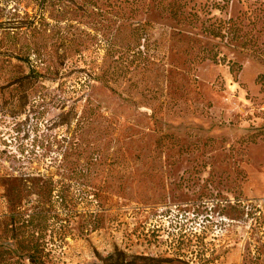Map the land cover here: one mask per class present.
Segmentation results:
<instances>
[{"label":"rangeland","instance_id":"1","mask_svg":"<svg viewBox=\"0 0 264 264\" xmlns=\"http://www.w3.org/2000/svg\"><path fill=\"white\" fill-rule=\"evenodd\" d=\"M114 250L264 264V0H0V264Z\"/></svg>","mask_w":264,"mask_h":264},{"label":"trees","instance_id":"2","mask_svg":"<svg viewBox=\"0 0 264 264\" xmlns=\"http://www.w3.org/2000/svg\"><path fill=\"white\" fill-rule=\"evenodd\" d=\"M0 257H3L2 252H0ZM26 258L30 262V264H45V262L40 261L39 258L35 257L30 252L26 254ZM100 259L103 260L102 264H135V261L137 260L135 258L130 260H125L124 254L120 250H116V251L114 250L113 252H110L107 255L100 257ZM154 259H156L157 261L163 260L161 258H154ZM85 264H94V263H85Z\"/></svg>","mask_w":264,"mask_h":264}]
</instances>
